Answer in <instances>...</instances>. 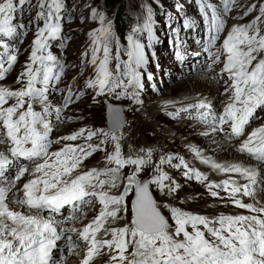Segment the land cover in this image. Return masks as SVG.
I'll use <instances>...</instances> for the list:
<instances>
[{
  "label": "snow or ice",
  "instance_id": "6c2138e0",
  "mask_svg": "<svg viewBox=\"0 0 264 264\" xmlns=\"http://www.w3.org/2000/svg\"><path fill=\"white\" fill-rule=\"evenodd\" d=\"M199 10L204 17L209 34L205 39L204 50L208 51L214 45L217 34L223 29L224 20L218 14L217 8L208 0H196ZM223 14H227L230 8V0H222ZM26 0H18L20 10ZM39 11L36 19L43 20V24L37 28L32 42V52L28 57L29 63L25 70L17 77V82L23 84L19 90H9L0 87V127L9 144L10 157L0 153V264H56L53 261V249L57 241L61 240L65 229L57 231L56 225L62 223L56 220L52 214L61 215V209L68 206L70 215L67 220L75 219V212L82 203L89 202L86 198L95 196L103 206L95 220L78 232V238L88 245L87 252L81 264H89L93 254L103 246L114 249L116 255L112 256L114 264H264V209H255L251 204H242L240 200L233 199L235 207L247 209L250 212L261 213L257 215L218 216L209 219L201 215H195L181 211L176 207L164 205L171 214L174 230L170 231V225L165 216L161 214L156 200L150 191L155 186L161 194L167 189L168 195H173L180 187L174 180L166 184L170 178L162 170V165L168 164L174 169L184 168L183 175L186 179H195L203 183L206 179L202 173L194 168H189L180 157L168 155L161 156L153 168L149 178L139 179L145 167L152 164V151L141 150L142 155L124 157L120 150V140L123 137L124 120L120 107L107 106V127L88 129L86 140L96 137L98 144L65 146L50 153L48 151L53 143L49 139L52 125L49 117L54 110L56 119H61V112L67 108L71 98V87L63 98L60 107L53 108L47 95L48 89L60 81L64 65L56 55L49 50V41L60 37L62 26L61 0H39ZM17 4L14 0H0V36L11 38L16 34L17 26L13 24L14 13ZM252 9L249 8V11ZM259 11L264 15V4L259 6ZM211 13V17L208 13ZM247 13H245L246 15ZM91 19L100 23V28L89 34L91 39L92 57L88 61L94 67L95 75L84 83L85 89H92L95 96L110 95L115 100L127 98L135 104H140L139 91L143 84L141 69H145L149 62L146 48L151 49L153 37L152 15L146 10V16L142 27H133L132 33L144 32L148 34L147 45L129 35L127 47L121 53L119 42L116 43L115 55L111 54L112 31L111 22L105 24L102 13L92 10ZM260 17H256L247 25L233 26L223 40L222 50L225 55L222 72L227 73L231 84L225 88V92L231 91L230 101L223 110L217 114L209 102L201 99L187 108L178 109L177 113H168L172 118L188 109H195V116L187 117L195 119L207 126L209 131L201 135L220 132L225 140L239 137L244 132V126L249 123L255 110L264 107V57L260 58L249 70L257 56L253 53L264 52V35H260L257 27ZM193 22L185 19V27H192ZM22 27V25L20 26ZM251 32V34H250ZM239 45H245L246 51H242ZM0 79L5 78L6 72L15 63L17 57L14 49H9L7 43L0 42ZM177 56L183 63L177 42ZM102 51V56L97 54ZM39 53V55H38ZM127 59H122L121 56ZM219 55H217V60ZM115 61L114 70L110 68ZM7 63L8 68H5ZM36 65L33 70V65ZM21 77L25 78L21 81ZM151 80V73H148ZM39 85V87H37ZM131 89V91H128ZM80 93L76 94L79 99ZM95 96L93 99L95 100ZM8 99H14L15 103L9 107H2ZM27 103V108L24 105ZM39 103L41 111H35L33 105ZM24 109V110H21ZM17 112H19L18 115ZM228 125L230 132L225 131ZM86 129H79L71 135L60 139L66 141L76 140L83 136ZM258 138V139H257ZM256 140V146L253 141ZM4 140H0L3 143ZM111 142L114 151L107 154V162L113 167L101 171L91 169L74 178H68L78 164L93 152L104 148L100 146ZM27 145V146H26ZM201 163L210 166L220 172L238 173L249 180L248 185L243 186V195H250L249 188L256 183L257 171L240 165L217 164L209 158L203 157L196 149H191ZM237 151L250 155L253 159L264 163V127L253 130L237 148ZM54 159L49 162V158ZM176 159L178 163H172ZM28 161L36 163L34 173H41V177L29 180L23 184V198L16 201L26 207L28 215L12 211L6 203L7 195L26 172V166L20 165L15 174L9 178L5 176L9 166L14 162ZM129 167L132 169L125 178L123 190L119 195L109 196L106 192L88 191V188H99L107 184L115 187L120 170ZM47 169V171H45ZM100 176H107V180L92 181ZM233 182L224 180L219 184L206 185L212 197L217 196L213 188L223 187L225 191ZM6 185V186H3ZM42 185V187H38ZM39 193L38 195L36 193ZM240 192L239 187H231L229 197L234 198ZM115 206L108 210V206ZM47 211L49 218L45 219L42 213ZM117 211L130 212V219L119 229H112V239L98 241L94 239L102 220L106 216L116 218ZM123 218V217H121ZM5 221H10V227ZM202 229L201 230V227ZM191 228V232L187 228ZM69 232H76L74 228ZM205 233L213 239L206 238ZM182 236V239L175 237ZM68 251L71 252L75 245L71 237H67ZM132 246L130 258L125 253L128 246Z\"/></svg>",
  "mask_w": 264,
  "mask_h": 264
},
{
  "label": "rangeland",
  "instance_id": "374dc122",
  "mask_svg": "<svg viewBox=\"0 0 264 264\" xmlns=\"http://www.w3.org/2000/svg\"><path fill=\"white\" fill-rule=\"evenodd\" d=\"M61 2L63 5L62 11L60 13L61 16L60 23L62 26V31L58 39L49 41V50L52 52L53 55H56L58 57V59L64 65V69L60 81L54 85H51L48 89V92L49 93L51 92L50 93L51 96L57 94L58 97H61L62 95H66L70 87L72 91V96L76 95L77 93L81 94L83 92V94L79 96V99L75 98V101H73L72 105L73 106L75 105L74 106L75 111L72 110V115L76 119H69V122L71 123V121L73 120L72 124L73 125L77 124L76 126L77 128L86 129V131L84 132V134L86 135L88 129L95 130L96 126L99 128L107 127L106 119H105V102H108L113 105H119L122 114L124 116V120L126 121L125 128L123 129L122 140L127 139L125 131H128L131 132V134L134 133V135H136L137 137L136 139L139 138L137 140V143H141L143 146H145V140L143 139L144 137L141 130L145 128L146 130L152 131L153 129L152 127H154L155 125L152 124V122L149 123V119H146L144 122L140 124H135V119L133 118L130 112L132 109L134 112L138 111L135 107V103L133 104V102L129 99L115 100L110 95H101L100 97L98 96V99L94 100L93 99V97L95 96L94 91L92 89L84 88L85 81L95 75L93 65L88 63V61L92 57V53H91L92 44L89 34L93 32V30L98 29L101 26L100 23L98 22V19L97 20L91 19L90 14L92 10L95 9L97 13H102L104 15L105 24L111 22V31H112L113 39L110 47H111V54L112 56H114L116 50V43L119 42L121 53H123V50L127 47L126 38L129 35H133L135 39H138L141 43L147 45L148 43L147 33L144 32L132 33L131 30L133 27H142L146 16V10L151 11L152 25H153L152 47L150 50L146 48V53L149 58V62L147 64L146 70L141 69L140 71L142 72V79L144 78L145 80H147L151 88L155 90V92L157 93L160 90L159 83H160L161 75H174L177 77V79L178 78L181 79L183 78V76L181 75V71L178 65H183L184 62H196L197 65L202 64L206 66L209 64L210 61L209 59H213L216 57V54L213 52L212 49L213 45L210 46L208 51L204 50L205 39L209 34V29L206 26V22L199 10V6L196 0H117L115 4H112L105 0H61ZM208 2L217 8L218 14H220L222 18L223 17L222 0H208ZM14 3L17 4V10L14 13V19H13V24L17 26L16 34L11 38H5L0 36V42L7 43L10 50L14 49L17 59L15 63L11 66V68L6 72L5 78L0 79V85H5V86L10 85V89L19 90L23 86V84L22 82L21 83L17 82V77L20 76V74L25 70V65L29 63L28 57L31 55L32 52V42L35 38V33L37 31V28L43 24V20L41 19L38 21L36 19V13L37 11L40 10L38 7L39 0H26V3L23 5L22 11L20 10L18 0H14ZM261 4H264V0H230V8L228 12L232 11V13L230 15L225 16L226 21L224 20V23L227 24L228 29H231L233 27L230 26L231 24L247 25V23L249 24L256 17L259 16L260 21L258 22L257 27H260L262 24H264V15H262L259 11V6ZM249 8H251L252 10L249 11ZM245 13L247 14L245 15ZM115 14H121V16L124 18V20H126V22L132 24V26H130L126 32H123L120 35H118L114 31ZM208 16L211 17L210 12L208 13ZM185 19L193 22V26L186 28ZM21 25L22 27H20ZM262 35H264V30L262 31ZM177 42H179V51L181 57L183 58V63L176 54L178 50ZM218 43L222 45L221 41H219ZM246 50L247 47L244 45L243 51ZM0 51L3 50L0 49ZM97 55L102 56V51ZM258 56H260L261 58L264 57V52L259 53ZM121 58L127 59V57L123 55L121 56ZM4 66L5 68H8L7 63H5ZM35 68L36 65L34 64L33 70H35ZM110 68L114 70L115 68L114 60L111 62ZM217 71H218L217 68H212L210 77H212V75L215 73L217 74ZM148 73H151V77H152L151 80L148 79ZM193 73L194 70H189L186 73V76L190 77V75L191 76L194 75ZM24 79L25 78L21 77V81H23ZM208 80L211 81L210 79ZM142 84L144 85V82H142ZM230 84H231L230 80H225L221 85L218 86L219 90L222 88L219 91V96H218L220 100L225 101L226 98H230L231 92L228 95H226V98L222 96V94L224 93L223 91ZM170 85L171 84H166L165 86L167 88ZM37 87H39V85H37ZM175 87L176 86L171 88L173 90L170 93H169L170 89L167 88L163 92L159 91L160 93H157V95L162 97H173V96L177 97L178 95H180L182 90H179V88L175 90L174 89ZM79 89H83V91L79 92ZM128 91L130 90L128 89ZM216 94H218V92ZM193 97H200V96H193ZM203 100H205L206 102L209 101L206 98H204ZM34 105H39V103H36ZM26 108H27V103H25L24 105V109ZM263 111L264 110H259L258 112L261 113ZM99 113L102 114V117L101 114ZM157 119H159V117H157ZM186 119L187 118H178V120L180 121L182 120L186 121ZM102 120L104 122H102ZM254 122H255L254 119L250 120L249 123L244 126L243 134L229 141L230 142L233 141V143L237 144L239 141L238 139L244 138L251 131L252 127H256V124H254ZM60 123L62 124V122ZM60 123H56L54 125L55 127L52 128V131L49 134L50 135L49 138L53 143L57 142L60 139V137H62V135L59 134L63 129ZM134 127L137 129V130L135 129L136 131L134 130ZM165 128L167 129L165 130V132L175 131L177 136H180L185 140L184 144L185 143L187 144L189 142L194 143V140L196 138L199 139V136L197 134L198 132L196 133L195 131L194 133L193 129H187L186 127H183L184 129L172 127L170 130H168L169 127H165ZM228 131H230V129ZM95 140L98 143V140L97 139ZM85 144H87V140H85ZM111 144H112L111 142H108L104 147V149L107 151L112 146ZM209 144L211 143L209 142ZM7 148L8 147H6V149ZM142 149L143 148H139V147L137 148L136 146L132 147L130 144H125L120 140V150L122 155L126 158L128 156L135 157L136 155H142L143 153L139 152ZM217 149L220 148L216 147V150ZM96 152H97L96 156L88 164V166L90 167L93 165L95 168H101L105 166L106 163L100 161L101 159L98 155L99 152L101 151L98 150ZM181 158L184 160V162L188 165L189 168H191L190 164L195 163V161L193 160L184 158L182 154H181ZM97 160L100 161L99 162L100 164H97ZM178 162H179L178 160H175L173 163H178ZM23 164H25L24 166L27 167L25 173L27 174L34 173L32 169L31 171L29 170V166L31 165V163L25 161H19L16 164H13L11 176H13L15 174V171L18 169V167ZM244 164L248 166L253 165V163H244ZM82 167H85V163L83 164ZM161 167L162 170L165 173H167L170 178V180L166 182H170L171 180H174L178 185H180V187L177 189L178 191H181L182 190L181 188L185 187L186 192H190L193 195L192 196L193 200L191 199H188L186 201L181 200L178 201L176 205L174 204L172 206L180 209L183 212L191 213L195 215H200L201 213V216L207 217L209 219H215L216 217L220 216L221 213L226 212L228 207L232 213H235L237 215H245V216L253 215L251 213H248L247 209L246 211H236L231 209L229 206L230 201H232L233 199H238L241 202H243L245 201L246 197H248L247 204H251L253 206L254 203H257L256 206L257 209H264V205H263L264 203L261 201L258 192H255L252 189V186H254V184H252L249 188L250 195L247 196L243 195V186H244L243 181L240 180L235 174L231 175L230 173L227 172H220V171L216 172L212 170L207 174H203L204 176H206V179L203 181V183H198L196 182L195 179L188 180L184 177L183 167H181L180 169H174L168 164H164ZM45 170L47 171V169ZM131 171L132 169L127 166L120 170V174L117 178V181L120 184L119 187L123 188V185L125 183V178L130 174ZM152 173H153V167L151 165L147 166L140 174L139 179L143 180L144 178H149ZM224 180H231L233 182L229 186L228 191H230L231 187L235 186L240 188V192H238L234 198H229L228 193L225 192L223 187L219 189L213 188L212 191H216L217 196L212 197L206 185H208L209 183L219 184ZM13 187H15V185ZM14 190H15L14 191L15 199L14 200L12 199L13 203H15V200L18 201L17 199L18 195L23 196V187H19V188L17 187ZM150 191L157 202L158 195L156 193L155 186H152ZM112 195H114V193H112ZM86 199L89 202L82 203L79 206L77 213L84 215L90 211L87 209V207H91V209L94 210L93 211L94 214L93 216L87 219V224L89 225L91 221L100 214L102 210V205L101 204L96 205L95 203L93 204L92 197ZM222 200L224 202H222ZM17 206L18 207L16 206L14 207L8 206V207L12 211L22 212V214L24 215L29 214L26 207L21 206L20 204H18ZM212 207H216L217 210L211 215L209 214V210ZM192 208H196L197 210L200 211V213L197 210H192ZM159 210L161 211V214L164 215L166 220L168 221L170 225V231L174 230L175 226L172 223L171 214L169 213L168 209H166V212L161 210L160 208ZM68 211H69V207L65 206V208L62 210L63 213L62 218H57L55 217V215L53 214L52 215L56 220L62 222L57 224L56 226L58 228V231L60 230L61 227L65 229L63 236L64 235L75 236L77 232L67 231L68 229H71L70 226L71 222H69L65 217L68 215ZM42 215L44 216L45 219L49 218V213L47 211L42 213ZM119 215L120 218L123 217V219H126L125 223H127L128 220L130 219V212L120 211ZM222 215L226 216L230 214L223 213ZM5 223H7L10 227L14 226L11 224L10 221H5ZM124 225L125 224H118V226L121 227H124ZM112 229H119V228H117V225L112 224V226L104 229L103 236L105 237L106 230H112ZM187 230L191 232L190 227H188ZM201 230H203L202 226H201ZM205 236L210 241L213 239L208 234H205ZM108 237L109 236H107V238ZM175 238L182 239V236ZM58 244L60 243L58 242ZM74 248L77 249V246H75ZM54 253H56V251ZM67 253L68 251L66 250L65 253H59L58 255H56L58 257L55 261L56 264H67V262L65 261V257ZM76 264H81V260L79 259L78 263Z\"/></svg>",
  "mask_w": 264,
  "mask_h": 264
},
{
  "label": "bare ground",
  "instance_id": "6f19581e",
  "mask_svg": "<svg viewBox=\"0 0 264 264\" xmlns=\"http://www.w3.org/2000/svg\"><path fill=\"white\" fill-rule=\"evenodd\" d=\"M231 13H232V11L227 12L226 15H230ZM226 15L223 14V17H222L223 20H225ZM234 25L235 26H241L240 24L239 25L231 24L230 26H234ZM258 28L260 29V35H262V31L264 30V24H262ZM230 30L231 29H228L227 24L224 23L223 29L217 34V42L212 47L213 52L216 54V57L213 59H209L210 61H209L208 65H206V66L202 65V64L197 65L196 62H184L183 65H178V67L180 68V71H181V75L183 76V78H181V79L180 78L177 79V77L174 75H161L160 83H159V89H160L159 91L163 92L164 90L169 88L170 89L169 93H170L173 90L171 88L176 86L174 88L175 90H177V88H179V90H182L180 95H178L177 97L159 96V95H157V93H160V92L158 91L156 93L155 90H153L151 88V86L147 80H145L144 78L141 80V82H144V85H143L144 87L142 88V90L139 91V100L142 101V103L135 104V107L138 110L137 112H134L132 108H130V109H132L130 112H131V115L133 116V118L135 119V124H140V123L144 122L146 119H149V123L152 122V124H154L155 126L152 127L153 128L152 131L146 130L145 128L141 130L143 137H144L143 139L145 140V146H143L141 143H137V140L139 138L136 139L137 138L136 135H134V133L131 134V132H128V131H125L127 139L126 140L121 139V142H123L125 144H130L132 147L136 146L137 148L138 147L143 148L144 150L150 149L152 151V164H150V165L153 168H154L155 164L159 161L161 156L167 157L168 155H172L174 157H180L181 158V154H182V156L184 158L195 161V163L190 164V166H191V168L196 169L200 173L207 174L212 170L218 172L219 170H214L210 166L200 162V160L191 151V149H196L200 152V154L203 157L209 158L212 161H214L215 163L224 165L225 167H227L229 165L236 164V165H240V166L245 167V168L255 169L257 171L258 175L256 177V183L254 184V186H252V189L255 192H258V195H259L261 201L264 203V163H261L255 159H253L248 154L241 153V152L237 151V148L240 146V144L248 139L249 133H251L255 129H258L260 127H264V111L261 113L258 112L259 110H264V107H260V108H257L255 110L253 117H251L249 119V121L254 119L255 120L254 124H256V127H252L251 131L249 130L250 132L244 138L238 139L239 141L237 144L233 143V141L230 142L229 140H225L223 138V134L220 132H217V133L209 132V135H207V136L201 135L202 132L209 131L207 126L199 123L195 119L187 118L190 114L192 116H195V113H196L195 109H188L187 112L181 111L176 115L175 118H172L168 115V113H177L178 109H184V108H187V106L190 104L197 103L199 99H204V98L208 99L209 100L208 102L212 105L213 110L217 114H219L223 110L224 106L227 103L231 102L230 98H226V95H228L231 91H229V92H225V90L223 91L224 93L222 94V96H224V98H226L225 101L220 100L218 97L219 91L222 89L221 88L219 90L218 86L221 85L225 80H229L227 73H223L221 71L223 68V61L225 59V55H224L222 47H221L222 45H220L218 42L221 41L223 43V40L226 38V36L228 35V32ZM250 34H251V32H250ZM239 48L243 51L244 45H239ZM217 55H219L218 60H217ZM253 55L257 56V60H254L252 62V65L249 66V70H251V67L254 66L255 63L261 58L260 56H258L257 53H253ZM212 68H217L218 71H217V74L215 73L212 75V77H210ZM189 70H194V73H193L194 75H192V76L190 75V77L186 76V73ZM213 72H215V71H213ZM166 74H168V73H166ZM166 77H168V78H166ZM208 79H210L213 82L209 81ZM166 84H171V85L166 88V86H165ZM0 87H5V88H8L9 90H13V89H10V85H8V86L0 85ZM129 90L131 91V89H129ZM82 91H83V89H79V92H82ZM217 92H218V94H216ZM50 93L48 92L47 95L49 97V102L53 105V108L60 107L63 104L64 95H62L61 97H58L57 94L51 96ZM81 94H83V92ZM193 96H200V97H193ZM75 98H76V95H73L68 107L64 108L62 110L60 120L56 119V113L54 110L52 111V114L49 117V119L51 121L52 128L55 127L54 125L56 123L62 122V124L61 123L60 124L63 127V129L59 133L62 135V137L67 136V135H71L73 132H76L79 130V128L76 127L77 124L76 125L72 124L73 120L71 121V123L69 122V119H76L72 115V110L75 111V109H74L75 105L74 106L72 105L73 101H75ZM95 99H98V96H95ZM122 99L127 100V98H122ZM14 103H15L14 99H8L7 102L2 107L6 108V107L11 106ZM130 106H132V105H130ZM33 108L35 111H41L40 105H33ZM21 110H23V109H21ZM97 111H99V110H97ZM18 114H19V112H17L16 115H18ZM99 114H101V113H99ZM101 117H102V114H101ZM157 117H159V119H157ZM178 118H187V119H186V121H184V120L180 121V120H178ZM102 122H104V121L102 120ZM125 125H126V123H125ZM130 127H132V126H130ZM165 127H169L168 130H170L172 127L181 128V129H184L183 127H186L187 129H193L194 133H195V131H196V133L198 132L197 134L199 136V139L194 138L195 139L194 143L189 142L187 144L186 143L184 144L185 140L183 138H181L180 136H177L175 131H168V132L166 131L165 132V130H167ZM96 128H99V127L96 126ZM124 128H125V126H124ZM224 128H225V131L230 132V131H228L230 129L228 127V125H225ZM135 129L136 128L134 127V130ZM86 136H87L86 134H83V136H80L76 140H72V141H66V140L59 139L57 142L52 143L50 145L48 151L50 153H54V152L59 151L60 149L64 148L65 146L76 147V146L88 145V144H92V145L98 144L95 140V139H97L96 137H93L92 141L87 140V144H85V140H86L85 137ZM49 137H50V135H49ZM234 138H236V137H234ZM0 140H4L3 143H0V153H4L5 155L10 157V153L8 152V148L6 149V147H9V144L7 143V139L3 134L2 127H0ZM209 142L211 144H209ZM111 145L112 146L107 151L106 150L101 151V152H99V155H98L101 159L100 161L106 163L105 166H103L101 168H95L93 165L90 167L88 166V164L94 159V157L97 154V152L95 151L90 156L85 157L78 164L77 168L75 170H73L72 173L69 174L68 178H74L76 175H81L85 172H88L91 169H96L97 171H101V170L113 167V165L108 163L107 159H106L107 154L114 151L113 144H111ZM105 146L106 145H102L100 147L104 148ZM214 146H216L217 148H220V149L216 150V147H214ZM253 146H256V140L253 141ZM139 152H141V150ZM52 159H54V157H50L49 162H51ZM175 160L176 159H174L172 161V163ZM21 161H23V160H21ZM100 161L97 160V164H100L99 163ZM25 162H28V161H25ZM16 163L17 162H14V164H16ZM29 163H31V165L29 166V170L31 171V169L33 170L35 168L36 163H43V160H37L35 163H33V162H29ZM84 163H85V167H82ZM244 163H253V165L248 166V165H245ZM23 165H25V164H23ZM150 165H148V166H150ZM12 167H13V165L9 166L8 171L5 172V176H7L9 178L12 177L11 176ZM26 169H27V167H26ZM227 173H229V172H227ZM230 174L231 175H234V174L237 175V177L243 181L244 185L249 184V180L245 177L240 176L238 173H230ZM39 176L41 177L40 173H36V174L35 173H33V174L25 173L24 176H22L20 178V180L16 181L15 187H12L11 191L7 195L6 203L8 204V206L18 207L16 200H15V203H13V201H12V199L13 200L15 199V193H14L15 188L23 187L24 183L28 182L29 180L39 178ZM102 179L107 180V179H109V177H107V176L97 177L96 179H94L92 181V183L93 184L98 183V181L102 180ZM165 183L168 184L170 182H165ZM3 186H6V185H3ZM119 186H120L119 182L116 181L115 187H109L107 184H105L102 187L95 188V189L88 188L87 190L88 191L95 190L96 192L104 191L109 196H115V193H116V195H119L120 192L123 190V188H121ZM38 187H42V185H40ZM181 189H182L181 191L177 190L173 195H168L167 189H165V192L163 194H161L160 191L155 187L156 193L158 195L157 204H158L159 208L166 212L167 208L164 207V205L173 206L174 204L176 205L177 202L181 201V200L182 201H186L188 199L193 200L192 199L193 195L190 192H186L185 187H183ZM225 192L228 193V197H229L230 191H225ZM112 193H114V195H112ZM36 194L38 195L39 193L37 192ZM20 198L22 199L23 196L18 195L17 199L20 200ZM247 201H248V197L245 198V201H243V202L240 201V202L242 204H247ZM92 202H93V204L95 203L96 205L100 204L95 196L92 197ZM222 202H224V201L222 200ZM229 206L231 209L236 210V211H246V209H244V208L235 207L232 201H230ZM256 206H257V203H254L253 208L257 209ZM114 207L115 206H113V205H109L108 210L110 211ZM102 208H103V206H102ZM87 209L90 211L87 212L86 214L81 215V214L77 213L78 211H76L75 212V219L74 220H68L69 222H71V224H70L71 228H74L77 230L76 231L77 234L75 236H70L72 243L75 246H77V249L73 248V250L71 252L68 251L67 237H69V236L64 235V236H62L61 240L57 241V246L53 249V256H52L53 261H56V259L58 258L56 255H58L59 253H65L66 250L68 251V253L65 257V261L67 262V264H76V263H78L79 259L81 261L83 260V257L87 252L88 245L85 241H82L78 238V232L83 230V228L88 225L87 219L90 218L91 216H93V214H94V212H93L94 210L91 209V207H87ZM62 210L63 209H61V215H59V216H56L55 214H53V215H55V217H57V218H62L63 217ZM192 210H197V209L192 208ZM216 210H217L216 207H212L209 210V214L212 215ZM197 211L200 213L199 210H197ZM223 213H228L232 216L237 215L235 213H232L228 207H227L226 212H223ZM223 213H221L220 216ZM248 213H251L253 215H257L258 217L261 216V213H257V212L248 211ZM119 214H120V211H117L116 218H113L111 216L104 217L99 230L94 235V239H96L98 241L111 240L112 239L111 230H106L105 237L103 236V231L105 228L112 226V224L117 225V228H121V226H118V224H126L125 223L126 219L120 218ZM69 215H70V209L68 211V215L65 217H68ZM200 215H201V213H200ZM230 215H226V216H230ZM46 219H48V218H46ZM94 220L95 219H93L91 221V223ZM57 231H58V228H57ZM205 234H207V233H205ZM107 236H109V237L107 238ZM74 237H76V238H74ZM58 242L60 244H58ZM84 250H85V252H84ZM55 251H56V253H54ZM131 251H132V246L129 245L127 250H126V253H125V255L128 258H130ZM113 255H116V252L114 249H110L107 246H103L99 249L98 252H95L93 254V257L89 261V263L90 264H114V261L112 260Z\"/></svg>",
  "mask_w": 264,
  "mask_h": 264
},
{
  "label": "trees",
  "instance_id": "16d2710c",
  "mask_svg": "<svg viewBox=\"0 0 264 264\" xmlns=\"http://www.w3.org/2000/svg\"><path fill=\"white\" fill-rule=\"evenodd\" d=\"M112 4H115L117 0H105ZM132 26L129 22H126L124 18L121 16V14H115L114 16V31L120 35L123 32H126L127 29Z\"/></svg>",
  "mask_w": 264,
  "mask_h": 264
},
{
  "label": "water",
  "instance_id": "95a60500",
  "mask_svg": "<svg viewBox=\"0 0 264 264\" xmlns=\"http://www.w3.org/2000/svg\"><path fill=\"white\" fill-rule=\"evenodd\" d=\"M108 105H113V104H110V103H108V102H105V119H106V126H107V119H108V117H107V106ZM114 106H117V107H120L119 105H114ZM121 109V108H120ZM121 114H122V111H121ZM122 116H123V114H122ZM123 118H124V116H123Z\"/></svg>",
  "mask_w": 264,
  "mask_h": 264
}]
</instances>
